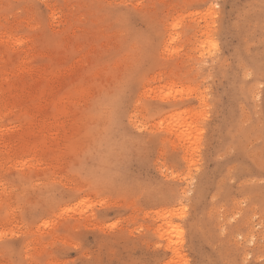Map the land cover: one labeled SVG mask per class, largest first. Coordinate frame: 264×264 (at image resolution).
Here are the masks:
<instances>
[{
	"label": "rangeland",
	"instance_id": "rangeland-1",
	"mask_svg": "<svg viewBox=\"0 0 264 264\" xmlns=\"http://www.w3.org/2000/svg\"><path fill=\"white\" fill-rule=\"evenodd\" d=\"M0 264H264V0H0Z\"/></svg>",
	"mask_w": 264,
	"mask_h": 264
},
{
	"label": "bare ground",
	"instance_id": "bare-ground-1",
	"mask_svg": "<svg viewBox=\"0 0 264 264\" xmlns=\"http://www.w3.org/2000/svg\"><path fill=\"white\" fill-rule=\"evenodd\" d=\"M178 126L182 127L183 125L180 124V125H178ZM170 130H171V129H170Z\"/></svg>",
	"mask_w": 264,
	"mask_h": 264
}]
</instances>
